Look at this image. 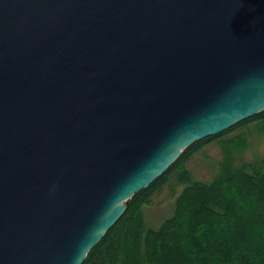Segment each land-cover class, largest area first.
<instances>
[{"label":"water","instance_id":"obj_1","mask_svg":"<svg viewBox=\"0 0 264 264\" xmlns=\"http://www.w3.org/2000/svg\"><path fill=\"white\" fill-rule=\"evenodd\" d=\"M264 111V0H0V264H83L190 145Z\"/></svg>","mask_w":264,"mask_h":264},{"label":"trees","instance_id":"obj_2","mask_svg":"<svg viewBox=\"0 0 264 264\" xmlns=\"http://www.w3.org/2000/svg\"><path fill=\"white\" fill-rule=\"evenodd\" d=\"M253 127L264 133V111L187 147L126 202L124 215L83 264H264V160L232 165L228 159L209 182L194 179L187 167L206 145ZM246 139L240 137L238 152ZM172 184L182 187L173 215L158 229L148 227L143 207Z\"/></svg>","mask_w":264,"mask_h":264},{"label":"rangeland","instance_id":"obj_3","mask_svg":"<svg viewBox=\"0 0 264 264\" xmlns=\"http://www.w3.org/2000/svg\"><path fill=\"white\" fill-rule=\"evenodd\" d=\"M247 138L248 146L244 151L240 149V137ZM235 136L231 144L229 140ZM229 149V155L226 152ZM232 165H238L243 162L257 163L264 160V133L257 128H249L234 135H227L219 142H212L206 145L201 151L192 157L187 163V167L192 172L193 178L196 180L209 182L229 161ZM182 187L172 184L167 186L155 195L152 200L143 208V214L148 227L158 229L161 224L174 213L175 200Z\"/></svg>","mask_w":264,"mask_h":264}]
</instances>
